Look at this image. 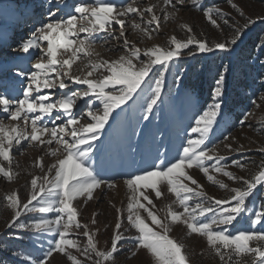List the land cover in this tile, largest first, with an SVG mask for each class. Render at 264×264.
Returning <instances> with one entry per match:
<instances>
[{
	"label": "snow or ice",
	"instance_id": "obj_1",
	"mask_svg": "<svg viewBox=\"0 0 264 264\" xmlns=\"http://www.w3.org/2000/svg\"><path fill=\"white\" fill-rule=\"evenodd\" d=\"M185 2L162 0L160 5L140 7L139 0H50L39 27L21 42L20 50L30 59L34 57L35 62L18 74L24 77L19 95L0 92V113L14 122L6 124L0 119V178L12 181L19 176L13 170L12 153L15 150L23 154L25 145L46 149V155L56 158L49 165L43 157L36 159L35 166L42 175L31 178L26 202L16 191L4 198L13 213L6 225L9 229L19 227L40 236L51 235L47 249L37 248L39 254L35 257L28 253L22 264H50L54 254H61L69 264H116V256L129 242V258L143 251L150 257L148 264H192L185 244L171 235L174 226H183L189 236L203 238L219 264H264V199L258 207L254 201L249 206V201L264 190V161L248 176L236 175L222 164L226 157L218 154V145L209 147L206 143L223 103V73L215 82L211 102L190 126L192 136L186 138L177 154L169 156L161 141L150 164L123 174L129 195L126 207L112 205L116 220L110 247H100L99 229L90 227L97 224L95 214L87 223L79 218L81 205L95 199L96 190L118 186L115 179L106 180L100 175L93 160L105 126L120 115L116 110L123 111L122 106L135 102V97L143 93V119H149L172 61L197 52H228L242 38L243 30L256 23L246 18L230 39L215 43L198 38L189 24L182 23L184 38L173 35L164 45L141 48L144 38L159 34L161 22L173 19L179 11L177 6ZM187 2L198 6L200 0ZM229 4L244 18L243 10L233 0ZM202 11L212 26L221 27L214 13L229 25L220 9L208 7ZM145 16L149 18L145 20ZM257 19L264 23V15ZM128 28L140 34L136 40L129 39ZM98 43L101 47L110 45L107 51L121 54L114 59L104 58L95 51ZM259 99L264 101V96ZM252 103L260 107L255 100ZM81 120L88 122L82 124ZM229 138L225 136L224 141ZM224 147L239 151L243 145L232 149L225 143ZM232 166L247 170L239 160ZM192 169L199 170L228 195L208 196L191 174ZM215 174L237 186L229 187ZM165 193L174 199L157 208L155 201L163 199ZM47 214H53V218ZM22 217L31 223H19ZM242 221L248 226L237 227ZM129 232L132 234L127 235ZM79 237L86 238L83 244Z\"/></svg>",
	"mask_w": 264,
	"mask_h": 264
},
{
	"label": "rangeland",
	"instance_id": "obj_2",
	"mask_svg": "<svg viewBox=\"0 0 264 264\" xmlns=\"http://www.w3.org/2000/svg\"><path fill=\"white\" fill-rule=\"evenodd\" d=\"M71 2L72 0H68V3ZM233 2L243 10L244 18L231 8L229 0H200L198 6H193L186 0L184 5L177 6L179 11L173 19L161 22L162 26L159 29V34L153 33L151 39L144 38V42L140 47L143 48L145 45H164L173 35L177 36V38H184L186 32L180 28L182 23L189 24L193 28L194 33L198 35V38L207 40L209 43H215L218 40L223 41L226 38L230 39L233 31L237 27H241L245 23L246 18H251L256 23L251 25L249 29L243 30L244 35L235 46L230 48L228 53L245 43V39L248 36L258 38L259 43L255 46V49L260 50L261 45L264 44V23L257 17L264 15V0H233ZM49 3L50 0H0V92L6 91L9 95H19L21 81L24 77L18 74L22 70H29L35 62L34 57L30 59L29 54L20 50V44L30 36L35 27H39L38 21L40 20L37 17L39 16L42 19L46 16ZM161 3L162 0H139L140 7H144L147 4L160 5ZM208 7L220 9L224 14V19L229 20V25H224L223 20L214 13V18L217 19L221 27L212 26L204 17L202 11L203 8ZM23 10H31L35 13L36 16H33V21H30V28L33 29L22 28L19 31V35L16 32V34L11 36L5 31L6 22L9 20L8 16H13L19 11L23 12ZM156 11L157 14H160L159 7ZM148 18V16L144 17L145 20ZM137 22H139V18H137ZM126 33H130V40H136L140 35L137 32H133L130 28L126 29ZM109 46L101 47L98 43L95 46V51L104 58L110 59H114L121 54L117 51H107L106 49ZM218 53L221 54L220 60H224L228 54L220 50L212 53L197 52L195 55H182L172 61L170 70L165 73L160 100L154 106L149 119H143L144 110L142 113L136 111L141 105L146 104V97L139 94L135 97V102L129 101L127 105L122 106L123 111L117 109L116 111L120 112L117 120L112 121L110 119L109 124L105 126L103 135L100 141L97 142L98 148L95 150L93 160L100 175L106 180L115 179L118 186L114 189L103 188V190H96L94 193L95 199L89 201L87 205H81V215L79 217L82 222L87 223L95 214L97 224L95 226L90 225V227H93V230L99 229L97 238L100 241V247H110L109 238L113 233V226L116 220V211L112 205L115 204L117 208H120L126 207L127 204L129 193L123 184V180L126 178L123 174L134 172L150 164L155 158L156 148L161 141L168 149L169 156H175L181 145L186 141V138L192 136L190 126L194 124L196 116L211 102L212 95L203 104L202 98L198 97L196 92H183L182 81L188 72V66L195 62L194 59L199 54L202 55L200 59L201 71L206 69L205 65L215 70V64L208 58ZM232 60L233 57L224 60L221 71L225 77L223 98L227 94L228 82L232 73V69L229 67ZM262 60L264 61V57ZM153 71L155 72L156 69L154 68ZM151 78L150 74L149 79ZM261 96H264V86L258 89L256 97L250 99L244 107L240 108L241 115L236 118L231 115L227 116L223 110L222 103L220 114L217 116L213 130L209 134V139L206 141L209 147L214 144L218 145V154L226 157L222 164L226 165L227 170L234 172L236 175L248 176L256 171L261 161H264V152L260 151L261 148H264V101L259 99ZM253 100L260 104V107H256L252 103ZM74 111H78V109H74ZM245 116H247L246 121H244ZM224 117L226 119L222 120ZM0 119H3L6 124L14 123L7 119L3 113H0ZM241 121H244L243 125ZM80 122L86 124L88 121L81 120ZM225 136L230 137L228 141H224ZM225 143L231 144L232 149H237L240 145H243V148L239 151H228L224 147ZM50 147L56 146L52 145ZM12 157L14 160L13 170L18 172L19 176L12 181L0 178V253L7 254L10 259L22 264L23 257L28 255V253H32L33 257H35L39 254L36 251L37 248L47 249V241L51 239V235L40 236V234L19 227L9 229L6 225L11 220L13 213L7 207L4 198L8 193L16 191L26 202L29 192L28 184L31 178L42 175L40 169L35 166L36 159L43 157L45 165H49L56 158L46 155V149L42 151L40 147H28L26 145L23 154L13 150ZM235 160L244 163L247 170L241 171L233 167V161ZM191 174L203 185L208 196L220 198L228 195L227 191L208 182L199 170L192 169ZM215 175L217 179L222 180L229 187L237 186L226 177L219 174ZM261 192H264V190H261ZM261 192H258L249 201L250 207L253 201L257 207L259 206L260 201L264 199V195H261ZM173 199L174 196L165 193L164 198L155 201V203L157 208H160L164 204L170 203ZM29 215L36 214L30 213ZM47 217L53 218V214H47ZM19 223H31V221L22 217ZM247 226L244 221L237 225V227ZM125 227H127L126 224ZM131 234V232L127 233V235ZM171 235L185 244L192 264H219L218 260L214 259L208 252L203 238L195 234L187 235L183 226H174ZM38 236L39 240H37ZM72 238L75 239L77 237L73 236ZM34 240H37L35 245H33ZM79 240L83 244L86 238L79 237ZM129 247H131V242L125 244L124 249L116 256V264H148L150 257L143 251L135 258H129L130 253L126 250ZM73 254L79 256L78 253L73 252ZM7 257L0 258V264H13ZM80 259H83V257H80ZM50 264H69V262L61 254H54V258H50ZM85 264H88V262H85Z\"/></svg>",
	"mask_w": 264,
	"mask_h": 264
},
{
	"label": "trees",
	"instance_id": "obj_3",
	"mask_svg": "<svg viewBox=\"0 0 264 264\" xmlns=\"http://www.w3.org/2000/svg\"><path fill=\"white\" fill-rule=\"evenodd\" d=\"M259 43L257 37L248 36L245 39V43L239 45L228 53L224 60L233 57L230 63L232 73L230 74V80L228 82L227 94L223 98V107L225 113L231 115L234 118L241 115L240 108L244 107L250 99H253L258 94V89L264 86V63L262 59L264 57V49L256 50L255 46ZM201 54L196 56L195 62L188 66V72L186 73L182 86L183 92H196L197 96L202 98L203 104L207 102L212 95L215 87V81L221 74L224 60H220L221 54L213 55L208 58L213 64H215V70L205 65V70L201 71ZM144 96V94H140ZM178 105V104H177ZM142 105L137 108L136 111L143 112ZM224 117L222 120H225ZM7 254L0 253V258L7 257ZM10 259V257H7ZM13 264H18L16 260H9Z\"/></svg>",
	"mask_w": 264,
	"mask_h": 264
},
{
	"label": "bare ground",
	"instance_id": "obj_4",
	"mask_svg": "<svg viewBox=\"0 0 264 264\" xmlns=\"http://www.w3.org/2000/svg\"><path fill=\"white\" fill-rule=\"evenodd\" d=\"M18 13H20L19 15H18ZM18 13H16L15 15H18L19 17H23V16H27V15H29V16H33L35 13H33L31 10H29V11H25V10H23V12H18ZM32 14V15H31ZM44 18V17H43ZM42 18V19H43ZM39 20H41V18L39 17ZM34 23V22H33ZM32 27V26H31ZM35 27V26H34ZM31 29H33V28H30V25H29V30H31ZM18 32V31H17ZM16 33V32H15Z\"/></svg>",
	"mask_w": 264,
	"mask_h": 264
}]
</instances>
